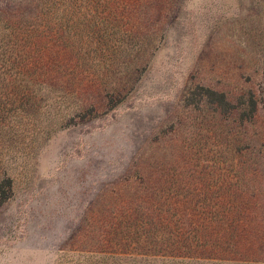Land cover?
<instances>
[{
    "label": "rangeland",
    "instance_id": "374dc122",
    "mask_svg": "<svg viewBox=\"0 0 264 264\" xmlns=\"http://www.w3.org/2000/svg\"><path fill=\"white\" fill-rule=\"evenodd\" d=\"M0 264H264V0H0Z\"/></svg>",
    "mask_w": 264,
    "mask_h": 264
},
{
    "label": "trees",
    "instance_id": "16d2710c",
    "mask_svg": "<svg viewBox=\"0 0 264 264\" xmlns=\"http://www.w3.org/2000/svg\"><path fill=\"white\" fill-rule=\"evenodd\" d=\"M170 257H171V259L174 261V260H176V261H180L177 257H175V256H173V255H170ZM170 257H166V259H169ZM178 259V260H177ZM190 260V259H193V257L192 258H190V256H188L187 258H182V260L183 261H186V260ZM203 260H205V259H203Z\"/></svg>",
    "mask_w": 264,
    "mask_h": 264
}]
</instances>
